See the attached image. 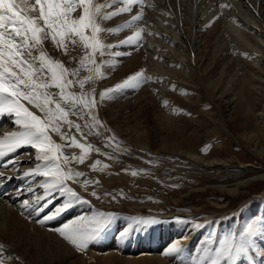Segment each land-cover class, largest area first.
<instances>
[{"label": "bare ground", "instance_id": "1", "mask_svg": "<svg viewBox=\"0 0 264 264\" xmlns=\"http://www.w3.org/2000/svg\"><path fill=\"white\" fill-rule=\"evenodd\" d=\"M93 3L111 4V8L102 10L104 12L125 6L124 2L114 4L113 0H93ZM221 4L226 7L221 8ZM141 10L144 15L140 21L133 27H123ZM99 22L104 29H120L100 34L105 44L115 45L105 55L106 66L115 69V77H109V83L115 82L117 77L126 75L128 78L141 71L151 77V81L144 84L146 88H138L136 94L125 89L123 92L112 93V98L103 101L99 100V96L106 85L96 82L102 78L88 81L92 85L89 90L97 94V102L100 103V106L96 104L99 106L100 118H96L101 122L100 127L105 136H113L117 141H122L123 149H128L127 152L139 158V161H134L137 162L135 167H140V158H146L143 154L150 152L153 156L150 160L158 164L157 168L150 170L154 175L160 171L163 173V167H167L165 172L168 178L174 172L182 183H188L191 189L172 200L173 205L184 204L191 197L208 195L235 199L243 196L250 187L256 186L257 182L264 185V0H144L143 7L135 3L131 12ZM140 28L145 31L141 33L138 43H121ZM45 49L52 57L54 52H61L54 50L50 41H45ZM115 52L127 55L116 57ZM71 56H82L80 49L72 51L68 57L61 53L59 60L66 67H77V61L69 63ZM83 74H80L81 78ZM88 82L85 85L86 91ZM119 92L124 95L119 96ZM26 106L39 115L35 108ZM191 108H195L196 112H189ZM148 112L152 115V128H155L153 135L145 126L148 125ZM87 119L85 116L84 121ZM204 125L208 131H217L221 136H230L231 133L237 136L234 138L239 141L235 139V142L245 149L244 153H249V163L238 162L235 165L232 163L235 158H222L221 149L213 147L205 155L200 154L198 128ZM66 128L68 125H64L62 130ZM10 130H14L12 119L8 116L0 117V134ZM84 132L88 133L87 128H84ZM87 137L83 141H87ZM52 138L57 143H63L59 141L58 135L53 134ZM150 139L156 141L154 148H151ZM72 147L64 148V153L73 156ZM33 153L34 150L28 147L19 149L0 161V170H5L7 161L15 160L18 162L16 168L22 174L35 166ZM169 157L175 161L172 159V162H168L166 158ZM61 163L65 170L73 167V171L81 173L87 169L76 162ZM7 175H15L11 167H8ZM123 176L117 175L118 178H115L114 175L108 179L102 177V181L110 186L126 185L128 181ZM37 180L42 181L43 178L38 177ZM27 186L19 178L4 179L0 184V246H3L0 248V264H197L203 254L205 238L200 224L183 225L180 228L182 232L174 234V239L168 237L165 231L167 227L160 228V240L156 243L150 239L141 243L125 239V242L120 236L106 233L99 239L101 244L97 241L90 244V253L89 247L78 252L57 232L49 229L59 228L78 216H90L98 211H90L88 214L83 204H76L41 226L36 221L61 206L63 199L57 198L38 217L31 209L21 207L24 199H31L32 194L27 193ZM68 186L78 194L79 187L69 182ZM17 189H25L24 194L18 195ZM188 190L190 196L187 195ZM39 191L42 193V189ZM79 196L83 200L88 199ZM122 209L128 212L136 208L127 205ZM221 210L219 206V209H212L210 214L213 216ZM182 215L195 217L191 214ZM123 227L114 232H121ZM263 243L264 237H260L258 251H264ZM173 244L180 251L170 252L167 257L170 260L159 254L165 251L163 248L168 246L169 250Z\"/></svg>", "mask_w": 264, "mask_h": 264}, {"label": "snow or ice", "instance_id": "2", "mask_svg": "<svg viewBox=\"0 0 264 264\" xmlns=\"http://www.w3.org/2000/svg\"><path fill=\"white\" fill-rule=\"evenodd\" d=\"M121 2H124V7L104 12L103 9L111 8L112 5L96 4L93 0H0V117L8 116L14 126V130L0 134V161L19 149L28 147L34 150L36 162L34 167L21 174L16 168L17 161H7L5 170H0V184L4 179L24 180L28 185L27 193L32 195L31 199L22 201L21 207L31 209L38 217L57 198L63 199L61 206L55 207L51 214L43 215L36 221L41 226L76 204L88 203L68 186L69 181H77L82 173L70 168L65 170L61 162H83L85 149L90 150L92 145L79 143L75 136H69L62 129L64 125H68L69 129L74 125L83 138L94 127L102 126L93 113L97 100L84 89L88 81H94L96 77L103 78L100 69L106 61L101 60L97 64L96 54L103 57L115 47L105 44L100 34L120 30L104 29L99 21L131 12L135 3H140L143 7L144 0H113L114 4ZM224 7L226 5L221 4V8ZM143 15L141 10L123 27H133ZM144 31L145 29L140 28L121 43H138ZM45 41H50L54 50L66 55L82 48V56H71L69 60V63L77 61L78 66L69 68L60 60L54 59L45 49ZM114 55L120 57L127 53L115 52ZM82 69L89 73L83 78L80 77ZM149 81L151 77L143 71L137 72L122 84L101 91L99 100L110 99L114 92L135 89ZM77 85L81 90L79 94L71 90ZM26 104L35 108L39 115L30 111ZM71 116H76L78 120L87 116L88 119L81 125L70 119ZM84 128H88V133L84 132ZM53 134L58 135L63 143L55 142ZM72 146L80 149L79 158L64 153V148ZM8 167H11L14 176L7 175ZM38 177L43 180H37ZM90 183L92 182L85 180L81 186L86 187ZM41 189L42 193L39 191ZM24 192L25 189H17L18 195H23ZM93 195L95 196V192ZM116 220L113 213L94 212L90 216H78L59 228L49 230L57 232L79 252L98 241ZM156 223L158 221L154 218H134L131 227L122 230L119 235L124 238L137 228L143 229ZM215 235L214 232L209 234L197 264H243L250 254L264 256V251L258 252L256 244L258 237H264V217L250 219L239 232L220 238L216 242L217 246L213 247ZM179 251L178 246L173 244L165 255Z\"/></svg>", "mask_w": 264, "mask_h": 264}, {"label": "rangeland", "instance_id": "3", "mask_svg": "<svg viewBox=\"0 0 264 264\" xmlns=\"http://www.w3.org/2000/svg\"><path fill=\"white\" fill-rule=\"evenodd\" d=\"M79 49H80L81 54L83 55L84 54L82 53L83 49L82 48H79ZM61 53L63 52L62 51L60 53L54 52L53 58L54 59L56 58L57 60H59L60 59L59 56ZM63 55L68 57V55L64 53ZM101 60L106 61L107 57L106 56L101 57L99 53H97L96 54L97 64H99ZM72 67L75 68L76 66L71 65V68ZM100 71L103 75V78L101 79V77H99L98 79H101L102 81L99 80L96 82H99V83L102 82L103 84L105 83L106 86L104 87V90L102 89V91L113 88L114 86H116V84H122L123 81L126 79L125 77L126 75H123L121 77H117L114 80L115 82L109 83L110 80L108 79L110 78L112 79L115 77L114 75L115 69H113V67L111 66L107 67L105 64L103 67H101ZM86 72L87 71L82 69L80 74L84 73L83 76L85 77V74L86 75L89 74L88 72L87 73ZM96 80H97V77H96ZM90 82H88V88H87L88 91H86V86H87L86 84H85L86 86H85L84 91L88 92L91 97L97 100L98 98L97 94L95 95L89 90V87H92V85L89 84ZM144 84L145 83H142L135 89H132V88H127V89H129L130 92H132V94L133 93L136 94L138 93L137 91H139L141 87L143 88L147 87ZM71 90L76 92L77 94H79L81 91L78 85ZM120 92H123V91L121 90ZM120 92L118 95L122 96L123 93L120 94ZM125 99L126 98H123L122 100H125ZM97 105L100 106V103L97 102ZM97 105L93 108L94 110L93 113L95 117L98 116L97 118H100L99 112H98L99 106L97 107ZM194 109L191 108L189 112L195 113L196 109L195 110ZM150 114L151 113L149 112H148V115L146 113V116L148 118L147 119L148 125H145V126H146V129H148V131L151 132V135H153L154 134L153 131L155 128H152V120H151L152 115ZM70 119H72L76 123H80L81 125H84L86 121V120L84 121V119L78 120L76 116H71ZM70 129H73L74 132ZM70 129L68 126V128H66V130L68 131L65 130V132H68L69 135L72 132L70 136H75L79 143L80 142L82 144L86 143L85 145L90 144L93 146L90 150L85 149L84 160L83 162L79 163L82 167L83 166L87 167V169H84V171L81 172L82 175L78 178L77 181H69V183H72L74 187L76 186L80 188L78 190L79 195H83L84 197L88 198L87 199L88 203L85 204L86 206L83 204V206L86 207L88 214L90 211L97 210L98 212H105V213L110 212L116 215L117 220L113 222L114 227L111 226L112 230L114 228L116 229V226L118 225L116 223L117 221L121 222L122 226L126 225L127 227L125 228V230H127L131 227V224L134 218H154L158 221V223L154 225H150L143 229L137 228L136 230L131 231L130 235H135L136 233L135 236L144 238V236L148 237L151 234L153 236L151 238V235H150L148 240L153 239L151 241H154V243H156L158 239L160 240V237H158V235L160 234L159 229L161 227H164V228L167 227L165 228V231L168 237L170 236V238L174 239L177 233L182 232L180 228L183 227V225L185 224L199 225L200 224V226L202 227L201 229L204 231L203 234H204L205 241L206 239L209 238L210 233L214 232L216 234L214 243L212 245L213 247H215L217 246L216 242H218L220 238L230 233H233V232H239V230H241L250 219L254 217H264V185L260 184V182L255 183L256 186H253L247 189L245 191L246 193L239 198H235V199L228 198L227 199V198H219L220 195H217V196L208 195V196L201 197V198L191 197L187 199L186 201H184V204L173 205L174 203L172 202V200L178 199V196L181 197V195H185L184 193L186 192L187 189H189L187 186L188 183L186 184L182 183L181 179L178 177V175L176 177V173L174 172H172V174L168 178L167 173L165 172V170L166 171L168 170L167 167H163V169L165 168V170L162 169L163 173L162 171H160L158 175H154V172L152 173V171L150 170L152 168H157L158 164H156L157 162H155L154 164L152 163L153 161H151L150 159H152L153 156L150 155V152L149 154L144 153L143 156L148 159L146 160V158L141 157L140 160H141L142 165H140V167L138 166L135 167L134 164L137 162H134V161L136 159H138L137 161H139V158L138 157L135 158L129 152H127L128 149H123L122 141L119 142L115 138L114 139L115 142H114L112 141L113 136L111 137L105 136L100 126L94 127L93 131L90 134H87L88 136L87 141H83L84 137L81 138L80 133L77 132L74 125ZM198 129L200 130V131L198 130L200 133L199 143H201L200 148H199L200 154L205 155L207 153V150L208 149L210 150L213 147V148L221 149V151L223 152V153L221 152L222 158H235V160L234 159L232 160L233 161L232 163H234L235 165H237L238 162H242L246 164L249 163V158H247V156L249 157L248 155L249 153H247V151L244 153L245 149L241 148V146H239L235 142V139L238 140V138H234L237 136H234L233 133H231L230 136L226 135L224 137V136L219 135L220 133H218L217 131L216 132L214 131L215 133L210 130L208 131L205 125L203 126V128L199 126ZM151 140L152 139L149 140L151 148H154L153 146L155 145L156 141L154 140L151 141ZM59 141H61L60 137H59ZM104 141H106V144L104 143ZM119 145L120 147H118ZM76 149L77 147L73 146L71 149V152L73 156H75L76 154L75 157L79 158V156L81 155V151L80 149L79 151H76ZM114 156H115V160H114ZM172 159L173 157L166 158L168 162L169 161L172 162ZM73 161L78 163L76 160H71L69 162L73 164L74 163ZM173 161H175V159H173ZM131 162L133 163V165ZM114 163L116 165H114ZM124 164H125V168L123 167ZM93 165H95V168H93ZM69 168L72 169L73 167H69ZM69 168L67 167L66 170ZM133 173H136V174L133 175ZM116 174L118 176L119 175L123 176L124 174H126L123 177H125L128 183L126 185L124 184V185L117 186L115 184V186L114 185L110 186V185H106V183L102 181L104 179L102 177H106L105 179H108V178H113V176L115 175L116 176L115 178H118ZM85 180L91 181L92 183L88 184L86 187H82L81 185L83 181ZM105 186L106 188L107 187L109 188L106 189L104 188ZM189 190H188L189 194L187 193L188 196H190L191 194ZM192 191H194V189ZM93 192H95V196L93 195ZM174 196L175 197L177 196V197L175 198ZM127 205L134 206L136 209L127 210L129 212L128 214V212H124V210L122 209L123 206H127ZM116 206L120 208L118 209ZM219 206H221L222 210L218 212L217 214L211 216L210 211L212 209H219ZM182 214H185L188 216L191 214V215H194L195 217L187 218ZM165 216H169V217L167 219H162ZM170 225L173 227L171 228ZM174 227L176 229H174ZM153 229H154V232H153ZM171 229H174V230L172 231ZM178 230L179 232H177ZM106 233H110V236H113L115 232L107 231ZM128 236H126L125 238H127ZM259 238L260 237L257 238L256 244H258ZM100 241L98 240L97 243L101 244ZM167 247L163 248L165 249V251L162 249L163 251H160L159 254H162L165 257V259L170 260L169 258H167L169 257L168 255L170 253H168L167 256L164 254L165 252H168ZM262 247L264 248V245ZM90 252H91V246L89 245L88 253ZM243 264H264V256L259 255V254H250V256L243 262Z\"/></svg>", "mask_w": 264, "mask_h": 264}]
</instances>
